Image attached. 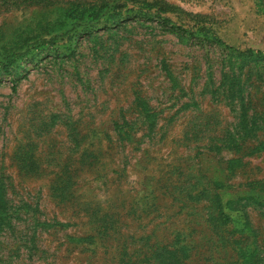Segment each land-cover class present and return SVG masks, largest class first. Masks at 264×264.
Returning a JSON list of instances; mask_svg holds the SVG:
<instances>
[{"label":"rangeland","instance_id":"rangeland-1","mask_svg":"<svg viewBox=\"0 0 264 264\" xmlns=\"http://www.w3.org/2000/svg\"><path fill=\"white\" fill-rule=\"evenodd\" d=\"M103 1L122 2L0 0V46ZM154 1L170 23L65 27L0 81V264H158L182 245L183 264L239 247L264 264V0Z\"/></svg>","mask_w":264,"mask_h":264},{"label":"trees","instance_id":"trees-1","mask_svg":"<svg viewBox=\"0 0 264 264\" xmlns=\"http://www.w3.org/2000/svg\"><path fill=\"white\" fill-rule=\"evenodd\" d=\"M133 6L127 7L129 0H122V2H101L100 4H81L72 3L70 7L66 10L64 20L60 22L63 28H60L58 32L53 31L52 22H46L45 24H38L42 32L35 34V29L15 32L11 44H6L0 46V81L5 79L7 75H10L13 70L10 68L15 60L28 54L34 49L47 44H54L59 37H63L65 40L68 37L66 32L69 29L64 30L65 27L73 26L75 28L81 27L83 33L90 34L92 30H95L100 25H110L111 28L120 26V24L127 19L140 17H150L156 19H162L164 23L168 24L171 18L167 16L168 10L163 6H159L157 1L154 0H131ZM127 7L128 12L133 13L128 15L122 14V9ZM137 10V11H136ZM197 25V24H196ZM173 29L185 30L188 34L192 36H202L203 40L209 41H219L217 36L212 32V27L203 26L201 28L193 26L191 29L186 30L182 24L174 23ZM45 36H41V34ZM4 37H0L2 39ZM10 82L14 83L15 78H10ZM239 160H233V164L237 163ZM3 183L0 182V191L3 188ZM4 190V188H3ZM4 194L0 192V227L3 225L5 219L8 216L7 204L4 202ZM233 209L229 208V203L226 206H220L219 208V218L221 224L227 225L230 222L234 223L233 220ZM250 231L248 223H244L243 227L239 229L240 233L245 234L246 231ZM234 245H239L240 241L238 239L233 240L231 243ZM238 255V262L236 264H254L252 262V256L254 254H249L250 251L242 250L241 247L235 248ZM190 249L188 246H180L179 248H172L170 250L163 249L159 254L156 255V261L158 264H183L186 260L190 258ZM129 264V263H123Z\"/></svg>","mask_w":264,"mask_h":264}]
</instances>
